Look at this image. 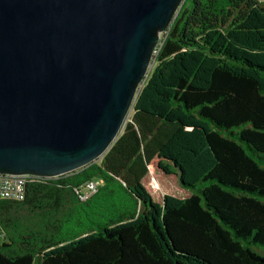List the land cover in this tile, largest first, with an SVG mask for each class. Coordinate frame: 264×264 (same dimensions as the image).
I'll return each instance as SVG.
<instances>
[{"label":"trees","instance_id":"trees-1","mask_svg":"<svg viewBox=\"0 0 264 264\" xmlns=\"http://www.w3.org/2000/svg\"><path fill=\"white\" fill-rule=\"evenodd\" d=\"M0 230V264H264V0H185L106 153Z\"/></svg>","mask_w":264,"mask_h":264},{"label":"water","instance_id":"water-1","mask_svg":"<svg viewBox=\"0 0 264 264\" xmlns=\"http://www.w3.org/2000/svg\"><path fill=\"white\" fill-rule=\"evenodd\" d=\"M185 0H0V174L57 177L123 131Z\"/></svg>","mask_w":264,"mask_h":264},{"label":"built area","instance_id":"built-area-1","mask_svg":"<svg viewBox=\"0 0 264 264\" xmlns=\"http://www.w3.org/2000/svg\"><path fill=\"white\" fill-rule=\"evenodd\" d=\"M29 177H40L23 174H0V199L23 200L28 193ZM101 185V180L93 179L77 187L81 199H88L96 193Z\"/></svg>","mask_w":264,"mask_h":264},{"label":"rangeland","instance_id":"rangeland-1","mask_svg":"<svg viewBox=\"0 0 264 264\" xmlns=\"http://www.w3.org/2000/svg\"><path fill=\"white\" fill-rule=\"evenodd\" d=\"M155 63V62H154ZM4 235L2 234L1 230H0V243H2L4 241Z\"/></svg>","mask_w":264,"mask_h":264}]
</instances>
